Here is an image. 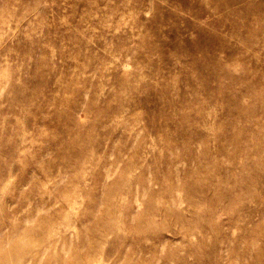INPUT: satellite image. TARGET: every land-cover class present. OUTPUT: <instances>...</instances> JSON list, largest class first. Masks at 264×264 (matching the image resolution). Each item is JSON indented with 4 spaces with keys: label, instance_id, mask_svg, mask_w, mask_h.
Wrapping results in <instances>:
<instances>
[{
    "label": "rangeland",
    "instance_id": "1",
    "mask_svg": "<svg viewBox=\"0 0 264 264\" xmlns=\"http://www.w3.org/2000/svg\"><path fill=\"white\" fill-rule=\"evenodd\" d=\"M0 264H264V0H0Z\"/></svg>",
    "mask_w": 264,
    "mask_h": 264
}]
</instances>
